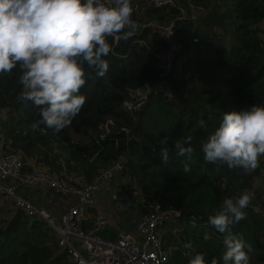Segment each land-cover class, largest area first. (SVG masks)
<instances>
[{"label":"trees","instance_id":"1","mask_svg":"<svg viewBox=\"0 0 264 264\" xmlns=\"http://www.w3.org/2000/svg\"><path fill=\"white\" fill-rule=\"evenodd\" d=\"M177 3L188 15L176 22L177 38L200 73L199 79L187 76L175 80L169 75L165 77L170 85L169 97L153 94L142 111L135 114L119 109L130 89L164 81L157 57L164 41L156 47L157 41L150 37L148 28L141 38L149 48L131 36L116 40L114 52L108 57L109 71L99 77L88 70L81 89L86 103L72 124L59 132L35 126L40 119L39 109L30 101L19 99L22 86L18 67L0 74V111L6 110L8 117L0 118L1 132L7 139L6 150H23L26 162L35 156V166L60 174L70 184L71 176H81L83 184L92 182L123 153L126 163L119 177L123 179L119 180L122 190L127 192L126 183L135 180L149 202L181 211L178 222L184 224L192 216L202 217L212 230L207 233L189 225L175 235L172 229L176 223H169L163 236L166 246L184 247L191 242L192 248L184 247L188 256L174 250L168 264H188L189 258L198 252L205 254L206 264H211L224 251V234L208 223V217L220 210L225 198L237 196L244 189L254 193L252 203L262 194L263 184L257 188L256 185L264 182V158L254 171L229 169L226 164L206 162L202 145L219 125L224 112L264 103V41L251 31L252 25L264 19V0H177ZM190 3L205 11H195ZM179 13L177 8L149 7L139 20L147 18L165 24ZM133 15L137 16L135 12ZM108 39L112 42L113 38ZM109 117L117 119L119 127H128L130 133L115 136L118 144L107 140L99 145V125ZM200 119L205 121L203 127L198 123ZM165 139L166 144L162 143ZM175 143L192 147L190 156H177ZM164 147L169 152L166 163L161 155ZM19 191L26 196L24 188ZM245 211L246 218L229 227L250 245V264H264V208ZM107 227L100 234L115 239L118 231ZM205 234L209 239H204ZM56 254L53 236L39 220H31L18 211L9 221L0 222V264H58L65 254Z\"/></svg>","mask_w":264,"mask_h":264},{"label":"clouds","instance_id":"2","mask_svg":"<svg viewBox=\"0 0 264 264\" xmlns=\"http://www.w3.org/2000/svg\"><path fill=\"white\" fill-rule=\"evenodd\" d=\"M134 10L132 0H0V74L19 68V99L39 109L36 127L59 132L72 124L86 103L81 89L88 70L99 77L109 71L114 42L126 40L136 27ZM198 123L203 127L205 121ZM175 148L179 157L193 151L180 143ZM202 152L208 163L256 170L264 158V103L224 112ZM161 155L166 163L167 147ZM253 195L244 190L227 197L220 210L208 217V223L224 234V251L211 264H250V245L229 226L246 218ZM184 247L191 249V242ZM188 264H206L205 254L196 253Z\"/></svg>","mask_w":264,"mask_h":264},{"label":"built area","instance_id":"3","mask_svg":"<svg viewBox=\"0 0 264 264\" xmlns=\"http://www.w3.org/2000/svg\"><path fill=\"white\" fill-rule=\"evenodd\" d=\"M132 3L137 16H132L136 27L130 36L149 48L147 41L141 38V35L150 28L162 30L164 41L163 49L157 53L160 60V76L164 81L155 84L144 83L142 86L130 89L121 105L124 111L135 114L142 111L151 95L170 96V85L165 77L170 75L175 80H184L187 76H192L194 79H199L200 73L190 63L188 54L183 52L182 42L177 38V20L188 18L186 10L177 3V0H132ZM148 4L158 9L177 8L180 13L165 24L147 18L140 21V17L145 16L149 8H147ZM190 6L195 8L193 3H190ZM195 11L204 12L205 10L203 7H198ZM251 31L258 33L264 41V19L252 25ZM194 41L197 42L198 39ZM1 112L0 118L8 119L7 111ZM3 120L0 121V210L4 207L5 213L0 222L9 221L18 211H23L31 220H39L53 236L58 254H65L58 264H168L174 250H180L183 256L189 255V251L184 247L168 248L164 243L163 236L169 223L173 221L176 223L172 229L175 235L184 232L190 224L207 233L212 232L202 217L192 216L189 222L184 224L178 222L182 217L181 211L164 209L159 202H149L138 190L136 181L129 180L126 183L128 188L126 194L131 205H123V202L120 209H136L137 215L132 219L134 225L132 231L119 229L115 239L103 237L100 233L110 224L111 218L100 212L90 216V210L94 208L96 194L100 188L123 173L126 163L125 155L121 153L113 163L102 169L92 182L81 186L70 184L60 174L51 172L43 166L30 167L23 150H6L7 141L1 135ZM99 132L100 136L97 140L99 145L107 140H115L118 144L115 136L121 133L129 134L130 129L125 126L119 127L117 119L109 117L99 125ZM1 145H4V149ZM151 148L155 150L154 146ZM128 183L133 186V189L129 188ZM36 184L48 185L56 191L74 195L76 200L70 203L61 214L52 213L45 206L36 205L31 198L19 191L21 188L25 190ZM134 195L138 197V204L131 199ZM252 201L247 208L257 211L264 208V184L261 196L257 197L255 203ZM183 238L187 239L184 233Z\"/></svg>","mask_w":264,"mask_h":264},{"label":"crops","instance_id":"4","mask_svg":"<svg viewBox=\"0 0 264 264\" xmlns=\"http://www.w3.org/2000/svg\"><path fill=\"white\" fill-rule=\"evenodd\" d=\"M162 36H163L162 30H151L150 31V37L154 40L156 39V41H157L156 47H160ZM1 135L7 141L4 134L1 133ZM34 157L32 156V159L28 158L27 163L30 167L35 166L34 165V162H35ZM29 162H31V163L29 164ZM80 177L81 176H75V177L71 176V177H69V179L73 183L82 185L84 182L82 181V179ZM120 179L121 178L117 177V178L112 179L111 181L107 182L104 185V187L101 189V191L97 195L95 205H94V208L92 209V212L93 213L101 212V213L109 216L111 218V222L107 226L115 227L117 231L119 229H124L127 231V230H131L133 228L134 225H133L132 219H133V217H135L137 215V211L135 208L127 209V210L121 209L122 213L120 211H118L116 213V209H119L123 202H126L129 200V197L126 194V191L122 190L119 186V180ZM121 180H123V179H121ZM258 185H262V182H258ZM126 187H127V185H126ZM47 188H49L48 185L36 184L32 187L25 189L26 193H24V194L27 197L29 196V198L34 200V202L37 205L45 206L50 212L55 213V214H61L64 210L67 209V207L70 203H73L76 200V196L70 195V194L64 193V195L62 197H60L57 192L49 194L47 192ZM118 193L120 194L119 195L120 197L116 200L113 199V196L118 194ZM131 199L136 201V203L138 204V197L137 196L134 195L131 197ZM115 204H116V207H115ZM2 208H3V209H1L2 212L5 213L4 207H2ZM103 211H106V213ZM124 225H129L130 226L129 229H125Z\"/></svg>","mask_w":264,"mask_h":264},{"label":"rangeland","instance_id":"5","mask_svg":"<svg viewBox=\"0 0 264 264\" xmlns=\"http://www.w3.org/2000/svg\"><path fill=\"white\" fill-rule=\"evenodd\" d=\"M148 7H150L149 4L147 5V8H148ZM162 26H163V25H162ZM159 28H163V27H159ZM159 68H160V65H159ZM121 109H122V108H121ZM0 113H2V112L0 111ZM75 141H76V140H75ZM85 142H87V140H86ZM87 143H88V142H87ZM121 177H122V176H121ZM123 177H124V176H123ZM105 184H106V183H105ZM128 186H129L130 189H133V186H132L130 183H128ZM103 187H104V185L100 188L99 192L101 191V189H102ZM244 190H245V189H244ZM244 190H243V191H244ZM99 192H98V193H99ZM98 193L96 194V198H97ZM119 195H120L119 193L116 194V195H114V196H113V199H115V200L118 199V198L120 197ZM96 198H95V201H96ZM110 206H111V205H110ZM115 207H116V204H115ZM100 213H101V212H100ZM92 214H93V212H92V209H91V210H90V216H91ZM2 215H3V212H2V210H0V221L2 220V219H1ZM190 226L193 227L192 224H190ZM129 227H130L129 225H124V228H125V229H129Z\"/></svg>","mask_w":264,"mask_h":264},{"label":"water","instance_id":"6","mask_svg":"<svg viewBox=\"0 0 264 264\" xmlns=\"http://www.w3.org/2000/svg\"><path fill=\"white\" fill-rule=\"evenodd\" d=\"M1 148L4 149V145H1ZM260 182H261V181H260ZM257 187H259L258 184L256 185V188H257ZM47 192H48L49 194L54 193V192H57L58 195H59L60 197H62V196L64 195V193H62V192H60V191H56L55 189H52V188H47ZM112 205H113V204H112ZM123 205H128V206H130V205H131V201L128 200V201L124 202ZM118 211L121 212V209H120V208H119V209H116V213H117ZM103 212L106 213V211H103ZM121 213H122V212H121ZM124 213H125V212H124ZM124 213H123V214H124ZM114 214H115V213H114Z\"/></svg>","mask_w":264,"mask_h":264}]
</instances>
